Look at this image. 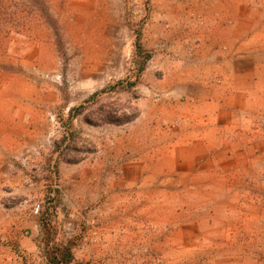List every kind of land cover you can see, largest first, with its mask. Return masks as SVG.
I'll return each mask as SVG.
<instances>
[{"label": "rangeland", "instance_id": "obj_1", "mask_svg": "<svg viewBox=\"0 0 264 264\" xmlns=\"http://www.w3.org/2000/svg\"><path fill=\"white\" fill-rule=\"evenodd\" d=\"M68 243L264 264V0H0V264Z\"/></svg>", "mask_w": 264, "mask_h": 264}, {"label": "trees", "instance_id": "obj_2", "mask_svg": "<svg viewBox=\"0 0 264 264\" xmlns=\"http://www.w3.org/2000/svg\"><path fill=\"white\" fill-rule=\"evenodd\" d=\"M138 34L140 33V29H138ZM42 226L46 232V237L48 235V230L46 229V222L44 218L42 219ZM72 243H68L64 246H51L48 248L47 245V264H71L72 255L70 252Z\"/></svg>", "mask_w": 264, "mask_h": 264}, {"label": "built area", "instance_id": "obj_3", "mask_svg": "<svg viewBox=\"0 0 264 264\" xmlns=\"http://www.w3.org/2000/svg\"><path fill=\"white\" fill-rule=\"evenodd\" d=\"M38 211H39V207H34V208L32 209V212H33L34 214H37Z\"/></svg>", "mask_w": 264, "mask_h": 264}]
</instances>
